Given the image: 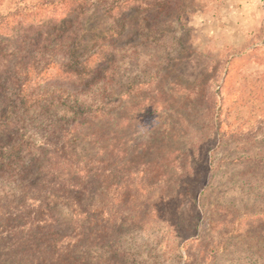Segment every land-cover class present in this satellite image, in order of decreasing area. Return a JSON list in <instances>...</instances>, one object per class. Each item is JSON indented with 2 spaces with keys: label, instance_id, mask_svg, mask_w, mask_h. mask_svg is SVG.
I'll list each match as a JSON object with an SVG mask.
<instances>
[{
  "label": "rangeland",
  "instance_id": "374dc122",
  "mask_svg": "<svg viewBox=\"0 0 264 264\" xmlns=\"http://www.w3.org/2000/svg\"><path fill=\"white\" fill-rule=\"evenodd\" d=\"M95 160L117 240L60 264H264V0H0V233Z\"/></svg>",
  "mask_w": 264,
  "mask_h": 264
},
{
  "label": "trees",
  "instance_id": "16d2710c",
  "mask_svg": "<svg viewBox=\"0 0 264 264\" xmlns=\"http://www.w3.org/2000/svg\"><path fill=\"white\" fill-rule=\"evenodd\" d=\"M103 163L95 160L91 166H76L68 162L67 177H53L52 172L41 175L30 187L33 195L24 193L16 199L18 205L10 206L7 225L0 233V264H60L67 259L80 262L85 259L80 252L84 245L115 242L117 180L111 179V174L103 175ZM95 165L97 168H92ZM58 206L70 211L73 235L57 233L51 209Z\"/></svg>",
  "mask_w": 264,
  "mask_h": 264
}]
</instances>
